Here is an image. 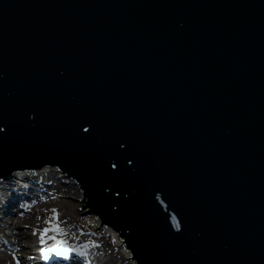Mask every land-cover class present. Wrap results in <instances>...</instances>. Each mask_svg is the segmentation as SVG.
<instances>
[{
    "label": "water",
    "instance_id": "95a60500",
    "mask_svg": "<svg viewBox=\"0 0 264 264\" xmlns=\"http://www.w3.org/2000/svg\"><path fill=\"white\" fill-rule=\"evenodd\" d=\"M44 165L138 264H264V0H0V175Z\"/></svg>",
    "mask_w": 264,
    "mask_h": 264
},
{
    "label": "bare ground",
    "instance_id": "6f19581e",
    "mask_svg": "<svg viewBox=\"0 0 264 264\" xmlns=\"http://www.w3.org/2000/svg\"><path fill=\"white\" fill-rule=\"evenodd\" d=\"M48 166L50 167L43 169H41L43 166L16 169L10 178L0 175V210L9 212V214H0V264H16L15 258H20L19 249L26 247L24 242L31 244L28 252L30 249H34L32 255L29 254L25 262L20 260V264H44L39 260L40 256L43 257L42 249L50 247L46 246L45 243L41 244V241H37L40 240L37 239V233H29L28 231L42 228V220L33 221V219L38 212L36 207L45 203L48 207L50 204H55V209L59 213L60 225L68 231L67 236L57 238L66 239L70 245L76 244V248L81 249L84 253L83 255L69 253L68 257L65 258L53 252L50 253L52 256L50 257L52 258L50 264H138L137 259L131 258L134 254L128 245L124 244L125 238L120 235L118 230L115 231V228L110 224L101 223L102 219L96 213L89 216L90 220L95 222L93 227L96 230H86L81 219L78 221L71 220L67 205L74 203L69 202L64 197L81 193L82 199L80 198V201L83 206L85 190L80 187L79 181V185L76 184L75 181L77 180L61 169L59 165ZM15 189H19L17 195H6L1 192L2 190L12 191ZM62 194L64 197L61 196ZM6 198L12 201L11 207L4 206V199ZM62 200L66 202H62ZM86 202H89V198L86 199ZM86 202L84 205H87ZM85 209L87 211L90 207L87 206ZM27 215L28 218H26ZM24 222H30V224ZM74 227L81 228L84 233H79ZM75 230L80 235L75 236L71 233ZM104 233H106L104 239L100 238L99 235L102 236ZM113 233L117 237L116 241L122 249L121 252L110 241Z\"/></svg>",
    "mask_w": 264,
    "mask_h": 264
},
{
    "label": "rangeland",
    "instance_id": "374dc122",
    "mask_svg": "<svg viewBox=\"0 0 264 264\" xmlns=\"http://www.w3.org/2000/svg\"><path fill=\"white\" fill-rule=\"evenodd\" d=\"M69 187H70V185H69ZM73 191H75V190H73ZM76 193H77V191H75ZM62 197H64V195L62 194L61 195ZM64 198H66V200H68L69 202L70 201H72L74 204L73 205H71V204H69V205H71V206H69V205H67L68 206V211L70 212V215H71V220L72 221H76V220H79V219H82L83 218V216H82V212H81V207H82V205H81V199H82V196H81V193H78V195H68V196H66V197H64ZM81 198V199H80ZM62 202H66V201H63L62 200ZM55 208V204H54V207H48V206H42V208H41V210H40V212H38V213H36V215H35V218L33 219V221L34 220H42V223L44 224L46 221H48V220H50L51 218H52V216H53V209ZM84 212V211H83ZM84 217H88V216H84ZM88 219V220H87ZM86 220H84V222H83V224L85 225V227H86V230H93V229H95L94 227H93V223H95L94 221H91L90 219V217H88ZM24 223H27V224H29V222H24ZM96 230V229H95ZM29 233H30V231H28ZM80 233H84V232H82L81 230L79 231ZM102 233V232H101ZM96 234V233H95ZM105 234L106 233H104V235H102V236H100L99 235V237L100 238H102V239H104V236H105ZM111 239H110V241L116 246V247H118L117 249L119 250V252H121V247L117 244V241H116V239H115V237H110ZM117 245H116V244ZM131 263V262H130Z\"/></svg>",
    "mask_w": 264,
    "mask_h": 264
},
{
    "label": "snow or ice",
    "instance_id": "6c2138e0",
    "mask_svg": "<svg viewBox=\"0 0 264 264\" xmlns=\"http://www.w3.org/2000/svg\"><path fill=\"white\" fill-rule=\"evenodd\" d=\"M112 166L115 167L116 165L113 164ZM52 211L54 213V219L57 221V223L52 224V220L51 219L49 221H47V223H48L49 226L48 227H45L43 229V231L40 233V235L42 237L41 238V244L46 243V240L44 238L47 237L50 232H53V231L59 232L61 230L60 224H59V213H58V210L53 209ZM51 239L56 240L57 242L51 248H44V249H42V251H43V258L45 260H48L50 258V253H53V252L56 255L61 256V257H65V258L68 257V254L69 253H73V252H75V253H77L79 255H83L84 254L81 251V249L72 247L67 242L66 239H58L55 236L51 237ZM15 259H16V264H20V258L17 257Z\"/></svg>",
    "mask_w": 264,
    "mask_h": 264
}]
</instances>
